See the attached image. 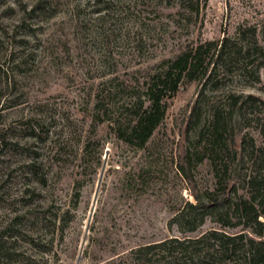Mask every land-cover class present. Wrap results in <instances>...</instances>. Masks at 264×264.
<instances>
[{
    "label": "rangeland",
    "instance_id": "obj_1",
    "mask_svg": "<svg viewBox=\"0 0 264 264\" xmlns=\"http://www.w3.org/2000/svg\"><path fill=\"white\" fill-rule=\"evenodd\" d=\"M255 27L264 45V0H0V264H172L169 249L183 260L213 229L261 240L236 217L222 226L188 203L215 187L219 158L243 138L262 142L264 58L183 83L143 149L114 129L148 105L169 60L240 28L252 40ZM233 96L246 108L234 111ZM243 255L212 250L206 263Z\"/></svg>",
    "mask_w": 264,
    "mask_h": 264
},
{
    "label": "trees",
    "instance_id": "obj_2",
    "mask_svg": "<svg viewBox=\"0 0 264 264\" xmlns=\"http://www.w3.org/2000/svg\"><path fill=\"white\" fill-rule=\"evenodd\" d=\"M249 33L252 40L248 41L247 31L240 28L235 38L228 36L219 41L201 42L188 47L169 60L165 68L153 75L147 86L148 105L144 106L143 102L140 103L136 117L129 127H120V122L116 124L114 129L117 137L127 145L138 149L145 148L166 115L168 101L179 92L183 83L202 80L209 74L212 76L218 67L223 68L234 62L240 63L241 68L248 70L255 61L264 58V45L259 42L258 29L255 27ZM259 64L264 66V62ZM232 98L234 111L246 108L247 102H241V96ZM256 120L262 142L257 144L252 137H245L242 140L240 151L234 150L233 156L225 163L222 157L219 158L220 165H215L218 169L216 175L218 173L220 175L217 176L215 187L207 191L203 199L195 196L196 204L189 202L188 206L195 210L211 209V213L217 217L216 221L226 227L231 225L232 217H236L239 221L238 225H242L244 230L252 229L254 235L261 240L248 237L246 232L229 235L213 229L194 240L195 244L202 245L200 250L190 251L189 247L182 249L183 260L175 256V249H169L172 264H207L206 256L212 250L232 260L243 252V258L236 260L238 264H264V240L262 239L264 238V119L257 118ZM211 124L212 134H217V141L221 143L223 126L219 112L215 114ZM220 146V151H225V148ZM217 155H219L218 152ZM216 159L218 156L214 157V162ZM232 162L234 170L231 167ZM231 172L242 179V194L236 184H230L233 174ZM229 173V181H226ZM177 216L184 219L185 215L180 212ZM203 221L202 219L200 223ZM196 229L195 225L190 228V231ZM164 244L165 242L143 248L144 250H155L165 246ZM5 251L0 241V259L4 257Z\"/></svg>",
    "mask_w": 264,
    "mask_h": 264
},
{
    "label": "water",
    "instance_id": "obj_3",
    "mask_svg": "<svg viewBox=\"0 0 264 264\" xmlns=\"http://www.w3.org/2000/svg\"><path fill=\"white\" fill-rule=\"evenodd\" d=\"M97 194H98V190H97V193H96L95 201H96V198H97ZM94 204H95V202H94ZM84 242H85V239H84ZM84 242H83V243H84Z\"/></svg>",
    "mask_w": 264,
    "mask_h": 264
}]
</instances>
